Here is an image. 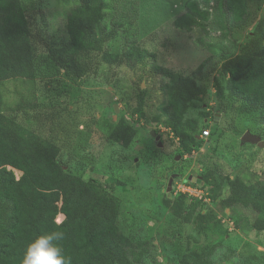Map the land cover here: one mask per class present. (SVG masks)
Here are the masks:
<instances>
[{
  "label": "rangeland",
  "instance_id": "1",
  "mask_svg": "<svg viewBox=\"0 0 264 264\" xmlns=\"http://www.w3.org/2000/svg\"><path fill=\"white\" fill-rule=\"evenodd\" d=\"M20 1L28 19L50 43L53 37L61 40L67 36L71 16L89 2L103 6L110 28L121 22L130 40L155 55L134 68L124 64L111 69L103 63L97 73L77 78L41 50L34 84L39 108L16 114L27 130L61 148L59 160L66 169L100 183L120 198L118 226L125 236L146 244L149 253L142 262L178 264L176 250L189 237L185 247L215 250L212 264H247L251 258L264 264V232L251 229L247 222V218L254 221L258 215L244 208L225 210L221 200L229 195L228 185H224L219 198L213 199L203 180L205 174L213 172L226 180L239 176L248 184H264V121L257 115L222 113L210 95L196 101L190 110V118L208 113L203 122L210 135L200 138L201 147L185 153L170 131L159 128H165L157 119L165 95L162 76L155 74L157 66L168 68L194 77L200 86L216 93L215 79L220 76L222 60L239 54L240 44L264 18V0H253L245 23L239 25L225 12V0ZM193 3L209 14L207 32L174 25ZM123 42L120 34L107 49L114 51ZM138 109L144 113L141 118ZM121 117L137 129L128 147L110 139ZM246 132L259 142H243ZM21 176L22 172L16 174L17 178ZM181 181L204 193L201 201L205 205L199 206L196 214L208 212L216 217L205 232L198 231L196 220L182 223L189 210L178 207L182 193H177L176 184ZM184 199L188 206L195 197ZM172 210L184 212V216L174 217Z\"/></svg>",
  "mask_w": 264,
  "mask_h": 264
},
{
  "label": "trees",
  "instance_id": "2",
  "mask_svg": "<svg viewBox=\"0 0 264 264\" xmlns=\"http://www.w3.org/2000/svg\"><path fill=\"white\" fill-rule=\"evenodd\" d=\"M223 3L225 12L239 25L245 23L248 5L253 0ZM103 11L102 5L84 2L71 16L67 36L61 40L52 36L50 43L34 27L37 24L28 19L20 0H0V264H21L27 244L53 230L64 233L59 243L70 264H144L142 258L149 253L146 244L135 242L121 232L120 198L100 183L66 169L59 160L61 148L27 130L16 116L39 108L34 84L41 50L77 78L97 73L103 63L111 65V69L124 64L134 68L155 58L129 39L128 29L121 22L110 28ZM208 19V12L193 3L176 18L174 25L188 31L199 27L207 32ZM120 34L124 37L123 44L114 51L107 49L112 48ZM155 74L162 76L165 95L157 119L170 130L185 153H192L202 145L203 121L208 113L190 118V110L196 101H204L210 95L220 112L232 111L245 117L257 115L263 122L264 18L254 24L240 44L239 54L222 60L220 76L215 79L216 93L200 86L194 77L168 68L157 66ZM136 113L140 118L144 116L141 109ZM136 135L137 129L121 117L110 139L128 147ZM16 171L22 172L20 178L16 177ZM203 180L213 199L221 196L227 184L229 195L221 200L223 208L255 212L257 218L254 221L247 218L248 225L264 232V184H248L239 176L226 180L213 172L205 174ZM180 196L179 209L187 207L189 211L184 216V212L172 210V216H184L183 224L196 220L198 231L205 232L216 217L208 212L196 214L205 203L192 199L185 206L184 198L188 195ZM166 205L173 209L170 202L166 201ZM60 214L65 219L58 223ZM235 225L239 227V222ZM188 239L176 250L178 264H212L215 250L187 248ZM247 264L257 262L251 258Z\"/></svg>",
  "mask_w": 264,
  "mask_h": 264
},
{
  "label": "clouds",
  "instance_id": "3",
  "mask_svg": "<svg viewBox=\"0 0 264 264\" xmlns=\"http://www.w3.org/2000/svg\"><path fill=\"white\" fill-rule=\"evenodd\" d=\"M63 239L58 230L38 235L27 244L21 264H70L59 243Z\"/></svg>",
  "mask_w": 264,
  "mask_h": 264
},
{
  "label": "built area",
  "instance_id": "4",
  "mask_svg": "<svg viewBox=\"0 0 264 264\" xmlns=\"http://www.w3.org/2000/svg\"><path fill=\"white\" fill-rule=\"evenodd\" d=\"M159 128L166 130V131H170L166 127L163 128L160 126ZM209 135H210V130H205L203 131L201 138L206 139L208 138ZM176 191L177 193H182V194L188 195L189 197H195V199L199 198L200 200H202L203 195H204L203 191L200 188H197L196 186H192L188 182H185V181H181L176 184Z\"/></svg>",
  "mask_w": 264,
  "mask_h": 264
},
{
  "label": "water",
  "instance_id": "5",
  "mask_svg": "<svg viewBox=\"0 0 264 264\" xmlns=\"http://www.w3.org/2000/svg\"><path fill=\"white\" fill-rule=\"evenodd\" d=\"M115 109L118 111L117 107H115ZM152 136H156L155 133L152 132ZM156 138H157V140L160 139V137H158V136ZM242 141L243 142L257 143V142H259V138H257L256 136H253L250 133L246 132L242 137ZM9 169H11V168H9ZM171 181H172V179H170L169 186L171 185ZM169 190H170V188H169Z\"/></svg>",
  "mask_w": 264,
  "mask_h": 264
},
{
  "label": "bare ground",
  "instance_id": "6",
  "mask_svg": "<svg viewBox=\"0 0 264 264\" xmlns=\"http://www.w3.org/2000/svg\"><path fill=\"white\" fill-rule=\"evenodd\" d=\"M16 173L19 174V173H21V172L16 171ZM63 220H64V215H63V214H60V215L58 216L57 222H58V223H61Z\"/></svg>",
  "mask_w": 264,
  "mask_h": 264
}]
</instances>
